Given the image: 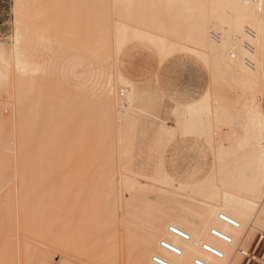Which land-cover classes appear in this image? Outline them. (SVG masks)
Returning <instances> with one entry per match:
<instances>
[{
	"label": "rangeland",
	"instance_id": "1",
	"mask_svg": "<svg viewBox=\"0 0 264 264\" xmlns=\"http://www.w3.org/2000/svg\"><path fill=\"white\" fill-rule=\"evenodd\" d=\"M100 1L34 2V11L39 13L42 5L43 14L42 20L37 16L39 24L33 17V28L42 29L34 61L44 68L37 78L46 83L38 93L43 96L34 91L27 99L26 119L18 124L12 114L14 63L8 55L0 62V264H126L148 227L173 205L172 194L184 180L181 175L196 178L212 167L213 156L202 141L172 135L175 121L188 114L187 102L211 83L207 68L183 52L159 63L144 41L130 42L115 54L113 29L103 23L108 0ZM14 5L15 0H0V48L7 52ZM42 21L54 26H41ZM93 42L101 45L99 50ZM105 42L112 56L100 52ZM90 54L99 61L85 57ZM126 58H145L159 69L154 66L151 75L132 79L123 68ZM164 70L173 77L179 74L182 86L163 87ZM119 74L128 84L117 88L123 106L117 120L116 111L110 115L101 107L106 98L101 88ZM215 86L230 102L238 99L235 84ZM131 92L134 105L128 108ZM263 100L259 92L255 101L264 105ZM236 119L229 123L238 134L242 120ZM124 178L130 188L123 187ZM260 201L257 210L264 214ZM257 228L238 246L242 253L238 251L235 264H264V223Z\"/></svg>",
	"mask_w": 264,
	"mask_h": 264
},
{
	"label": "bare ground",
	"instance_id": "2",
	"mask_svg": "<svg viewBox=\"0 0 264 264\" xmlns=\"http://www.w3.org/2000/svg\"><path fill=\"white\" fill-rule=\"evenodd\" d=\"M34 2L15 0L12 43L8 52L0 48V62H4L8 55L15 67L13 75L17 78L12 84V114L17 124L26 119L27 99L35 92L38 94L41 90L42 93L46 83L37 78L44 68L34 61L37 47L41 46L42 29L33 28V17L37 20L38 16L42 20L43 16L42 5H39L37 13L38 5L34 7ZM105 4L108 12L104 13V16L107 15L104 20L109 22L103 23L113 29L111 40L115 54L130 42L144 41L154 49L159 63L173 54L189 53L203 63L212 79L197 99L187 102L188 114L175 121L176 127L172 132L174 137L190 136L202 141L213 156L212 167L209 172L198 174L200 176L196 178L185 180L181 175L184 180L177 188L174 187L177 191L172 194L173 205L170 204L167 214L160 213L162 219L157 218L156 223L148 227L137 245L138 251H134L136 254L126 264H154V256L166 264H195V261L202 264H235L238 251L242 250L238 246L246 243L252 229L264 223V214L259 211L260 207L257 210L256 205L262 198L264 201V105L255 101L259 92L264 94V0H108ZM100 9L105 11L106 8L102 10L100 6ZM38 20L35 23L39 24ZM51 21L44 24L42 21L41 26L53 25ZM21 45L32 49L28 58H22L18 53ZM97 45L93 48L101 46ZM105 46L102 45L100 52L112 56L109 44ZM85 57L96 62L100 59L96 54ZM65 62L67 58L59 66V71ZM124 80L121 74L117 75L116 80L110 76L101 88V94L106 96L105 101L103 99L105 104L101 100V107L103 105L104 111L109 114L116 111L113 117L116 116L117 120H120L123 111L117 88L128 84ZM217 83L218 86H223V83L235 84L240 90L238 99L232 103L227 97L219 95L212 87ZM218 86L215 87L224 89ZM127 102L128 108L134 105L132 92ZM236 118L242 120L238 134L229 123ZM130 186L131 183L124 178L123 187ZM170 186L173 188L172 184ZM219 216L236 223L237 227L221 221ZM170 226L187 235L188 239L170 234ZM211 231L228 238L229 243L212 236ZM159 237L163 239L158 240L156 246ZM162 241L178 250L179 255L162 249ZM203 246L218 252L221 258L204 251Z\"/></svg>",
	"mask_w": 264,
	"mask_h": 264
},
{
	"label": "crops",
	"instance_id": "3",
	"mask_svg": "<svg viewBox=\"0 0 264 264\" xmlns=\"http://www.w3.org/2000/svg\"><path fill=\"white\" fill-rule=\"evenodd\" d=\"M31 50L32 49H29L25 45H21L18 47L17 51L22 56V58H28L30 56ZM123 62L124 71L132 79L151 75L153 72L152 69L155 66L145 58H126ZM154 68L155 70L159 69L158 66H155ZM180 69L182 70L181 67ZM163 74L164 77L160 78V81L162 82V86L166 89H173V87L178 89L180 86H182V77L179 76V74L173 77L172 74H168L166 70H164Z\"/></svg>",
	"mask_w": 264,
	"mask_h": 264
},
{
	"label": "built area",
	"instance_id": "4",
	"mask_svg": "<svg viewBox=\"0 0 264 264\" xmlns=\"http://www.w3.org/2000/svg\"><path fill=\"white\" fill-rule=\"evenodd\" d=\"M219 219H220L221 221H223V222H226V223L230 224L231 226H233V227H235V228L237 227V224H236V223L231 222L230 220L226 219L224 216H219ZM168 232H169L170 234H172V235H175V236L180 237V238L183 239V240H187V239H188V236H187V235H185V234H183L182 232L178 231L175 227L170 226L169 229H168ZM211 235L214 236V237H216V238H219V239L223 240L225 243H229V239H228V238H225V237L219 235L218 233H216V231H211ZM160 247H161L162 249H164V250H167V251L173 253V254L179 255V251L176 250L173 246H171L169 243H167V242H165V241H162V242L160 243ZM203 250L206 251V252H208V253H210V254H212V255L215 256L216 258H219V259L221 258V254H219V253L216 252V251H212V250H210V249H209L208 247H206V246H203ZM239 252L242 253L241 250H240ZM152 262H153L154 264H166V263L163 262L159 257H156V256H154V257L152 258ZM195 264H202V263H201L200 261H195Z\"/></svg>",
	"mask_w": 264,
	"mask_h": 264
},
{
	"label": "snow or ice",
	"instance_id": "5",
	"mask_svg": "<svg viewBox=\"0 0 264 264\" xmlns=\"http://www.w3.org/2000/svg\"><path fill=\"white\" fill-rule=\"evenodd\" d=\"M17 8H20V5H17ZM18 24H19V14H18ZM18 38H19V31H18ZM157 94L159 95V91Z\"/></svg>",
	"mask_w": 264,
	"mask_h": 264
}]
</instances>
